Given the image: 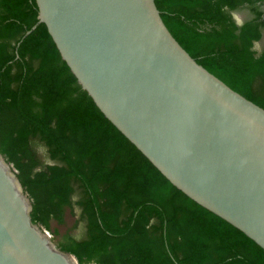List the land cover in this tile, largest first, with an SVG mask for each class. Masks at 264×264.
I'll list each match as a JSON object with an SVG mask.
<instances>
[{"label": "trees", "instance_id": "1", "mask_svg": "<svg viewBox=\"0 0 264 264\" xmlns=\"http://www.w3.org/2000/svg\"><path fill=\"white\" fill-rule=\"evenodd\" d=\"M156 3L200 64L264 108V0ZM243 9L252 15L238 22ZM38 14L36 0H0V150L33 221L80 264H264L262 247L173 185L106 118Z\"/></svg>", "mask_w": 264, "mask_h": 264}, {"label": "water", "instance_id": "2", "mask_svg": "<svg viewBox=\"0 0 264 264\" xmlns=\"http://www.w3.org/2000/svg\"><path fill=\"white\" fill-rule=\"evenodd\" d=\"M36 2L37 24L106 118L173 185L264 249V108L199 63L156 0ZM11 165L0 150V264H80L33 221Z\"/></svg>", "mask_w": 264, "mask_h": 264}, {"label": "rangeland", "instance_id": "3", "mask_svg": "<svg viewBox=\"0 0 264 264\" xmlns=\"http://www.w3.org/2000/svg\"><path fill=\"white\" fill-rule=\"evenodd\" d=\"M233 15H234V18L236 19V21L243 22L244 20L249 19L252 14H251L249 9H243V10L235 11L233 13ZM263 46H264V40L256 45V47L258 49H261ZM40 151L45 152V149L42 147L40 149ZM11 166L14 168L16 173H18V170L14 167V165L12 164ZM78 196H79V194H78ZM75 198L77 199V196ZM76 212H77V214H78V216L80 218L79 219L80 220V224H79V227L75 231V235H76V237H81L82 238L83 235H84L86 222H85V220L81 219V217H80V209L79 208H76Z\"/></svg>", "mask_w": 264, "mask_h": 264}, {"label": "built area", "instance_id": "4", "mask_svg": "<svg viewBox=\"0 0 264 264\" xmlns=\"http://www.w3.org/2000/svg\"><path fill=\"white\" fill-rule=\"evenodd\" d=\"M46 232H47V234L49 235V236H51L52 237V234L46 229Z\"/></svg>", "mask_w": 264, "mask_h": 264}, {"label": "bare ground", "instance_id": "5", "mask_svg": "<svg viewBox=\"0 0 264 264\" xmlns=\"http://www.w3.org/2000/svg\"><path fill=\"white\" fill-rule=\"evenodd\" d=\"M75 261V260H74Z\"/></svg>", "mask_w": 264, "mask_h": 264}]
</instances>
